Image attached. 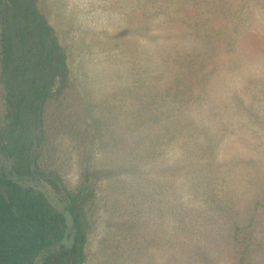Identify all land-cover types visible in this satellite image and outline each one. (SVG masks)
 <instances>
[{
  "label": "rangeland",
  "instance_id": "1",
  "mask_svg": "<svg viewBox=\"0 0 264 264\" xmlns=\"http://www.w3.org/2000/svg\"><path fill=\"white\" fill-rule=\"evenodd\" d=\"M39 5L70 84L42 110L40 174L19 183L63 207L47 176L72 190L96 171L83 264H264V0ZM4 110L0 87V126Z\"/></svg>",
  "mask_w": 264,
  "mask_h": 264
},
{
  "label": "trees",
  "instance_id": "2",
  "mask_svg": "<svg viewBox=\"0 0 264 264\" xmlns=\"http://www.w3.org/2000/svg\"><path fill=\"white\" fill-rule=\"evenodd\" d=\"M39 2L0 0V87L5 108L0 140L14 159V172L29 176L40 174L35 170V150L42 110L46 102L64 97L70 84L67 53ZM95 174L93 169L84 168L72 190L62 185L59 174L47 176V181L62 191L63 203L73 219L69 231L73 242L67 247L60 243L66 229L63 212L40 190L0 173V264H33L46 248L42 264H83ZM253 219L243 227L233 225V237L248 240ZM236 257V264H246L244 250Z\"/></svg>",
  "mask_w": 264,
  "mask_h": 264
},
{
  "label": "water",
  "instance_id": "3",
  "mask_svg": "<svg viewBox=\"0 0 264 264\" xmlns=\"http://www.w3.org/2000/svg\"><path fill=\"white\" fill-rule=\"evenodd\" d=\"M39 119H40V110L38 111V127L40 126V123H39ZM15 173V172H14ZM8 178L12 179L13 181L15 182H18L19 183V180L20 179H24L25 177H30L29 175H19L17 173L13 174V175H8ZM35 182H38V180H35ZM43 194L46 196V198L60 211L63 212V215H64V218H65V224H66V229L64 231V235H63V238L61 239L60 243L64 244L65 246H70L71 243L73 242V235L72 233L69 234V231L71 230V226H72V223H73V219H72V216L71 214L69 213L68 209L66 208L65 205H63V207H58L56 205V203L52 200L49 199V197L47 196V194L43 191ZM69 234V236H68ZM48 248L44 249L40 254H44L45 252H47ZM38 260V257L36 258V260L34 261L33 264H36Z\"/></svg>",
  "mask_w": 264,
  "mask_h": 264
},
{
  "label": "flooded vegetation",
  "instance_id": "4",
  "mask_svg": "<svg viewBox=\"0 0 264 264\" xmlns=\"http://www.w3.org/2000/svg\"><path fill=\"white\" fill-rule=\"evenodd\" d=\"M85 257H86V254H85ZM84 263V262H83Z\"/></svg>",
  "mask_w": 264,
  "mask_h": 264
}]
</instances>
